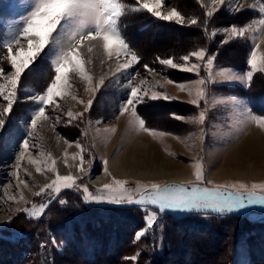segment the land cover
Here are the masks:
<instances>
[{
  "label": "rangeland",
  "instance_id": "1",
  "mask_svg": "<svg viewBox=\"0 0 264 264\" xmlns=\"http://www.w3.org/2000/svg\"><path fill=\"white\" fill-rule=\"evenodd\" d=\"M126 2L134 4L135 0H126ZM246 2L249 4L257 3V7L245 8L240 12H232L227 7H222L210 18L207 30L202 24L200 26H192L195 33L193 32L190 35L191 40L186 39L185 42L181 33L176 31L174 27H189L188 25L181 26L175 22L161 21L147 11H128L121 18L124 22L128 18L130 21L134 20L141 25H139L141 28L145 26L144 21L147 20L152 23L158 21L161 24L167 23L170 25L169 28H164L165 32L163 34L165 40L169 42L168 45L158 41V36L154 33L158 27L148 29V33H143L140 36V39H144L150 45V49L152 47L153 51L146 53L142 50V46L139 45L138 50L145 59L142 64L134 65L131 70L133 73L139 72L141 74L140 78L146 77L152 80L153 77L149 76L144 65L156 69L161 75L156 76L155 80L160 81L164 86L160 88L157 85L155 90L166 92L168 95L176 97L171 102L164 99L151 100L146 98L143 103L138 105V113L146 121V125L157 131H164L167 135L164 137H153L143 131L135 132L146 134L152 144L155 143L157 145L156 147L161 155L166 157L169 163L171 162V167L168 168L169 171L187 168L189 173L185 175V180L171 179L170 177L161 179L147 178L145 174L142 176H128L126 174L129 172V167L116 169L117 159L120 158L121 153L126 148L123 135L134 130L127 122L128 117L117 119L119 105L126 98L125 90L122 88L121 82L113 81L110 78L106 81L105 86H102L96 92L94 97H90L88 93H85L84 84L80 78L72 76L70 73L69 75L72 77L70 79L71 90L75 92L78 99L87 100L92 98L93 105L82 119L73 120L71 123L67 122L66 112L68 110L73 112L83 111V105L72 100L71 96L59 100V103L63 105V111L53 112L52 108L48 107L46 111L53 117V121L43 122L38 125L37 137L33 143L41 144L42 148H32L30 156L37 158L39 151L51 152L53 158L57 159V167L61 174L66 175L71 171L73 174L79 175L75 168L69 169L65 167L63 159L64 149L67 147L64 141L67 140L73 145V147L67 149L69 153L77 151L74 144L76 141H80L89 149V152L85 153L86 158L93 160L89 174L82 177V182L87 184L92 191H95L103 183L110 182L112 177L127 180L130 188H135V181L137 180L161 183H180L191 180L194 178L195 164L201 160L206 169V178L215 183L242 181L250 186L252 183L264 182V175L251 176L253 171H249V167L252 165H257L256 168L259 167V170L264 169V157H259L260 159L250 157L252 153L247 151L239 153L245 141L254 137H262L264 147V127H260L250 120L245 122L244 118L238 115V111L227 103H210L206 110V123L203 126L205 139L201 141L199 139L201 126L189 123V117L198 116L200 109L188 103L190 97L186 92L178 91L174 85L166 84L161 79V76H164L177 82H188L197 77L191 73L167 69L156 60V57L159 56L161 58L173 57L178 61L181 55H185L199 47H205L211 53H218L221 41L227 39V35L224 32H220L216 37L209 40L208 37L211 36L213 29L232 25L247 26L252 24L253 21L264 19V15L259 13L258 0H246ZM32 3L33 0H0V49H2L6 41L12 39V35L15 32H18L23 27L24 19L32 11ZM166 4L167 8L162 9L163 11L175 7L182 15L194 17L198 20L204 19V9L201 7L199 0H166ZM246 11H249V16L242 15ZM224 17H227V19H224ZM141 23H144V25ZM254 27L259 29L260 26L255 25ZM206 31L207 35L205 34ZM263 34L264 31H249L246 37L233 40L240 41V45L244 39L245 42L247 40L250 44V53V48L254 42L260 41L258 43H262ZM235 44V46L230 48L229 42L223 44L222 48H220L228 63L232 59L239 60L241 58L237 53L240 49L239 43ZM129 47L137 52L130 45ZM214 49H217V51H214ZM51 52V47L46 49L41 54V57L37 58L34 68L23 80L20 88L21 100L14 105L13 112L9 114L8 123L3 130V139H0V156H4V153L6 154L0 161V264H83L82 260L88 259L84 257L83 252H85V249H82L83 252L77 251L73 247L67 249L65 242L61 239L62 234L54 232L51 226L70 227L74 225L71 222L83 221L85 218L86 225L84 226L80 222L79 224L84 227V230L92 234L91 239L98 246L97 249H106L107 255H113V251L110 248L113 245L119 246L117 243L119 238L126 241L129 240L122 247L124 248L122 261H117L115 264H252L250 259L264 258V211L256 209L225 214L248 215L245 219H228V221L211 216L220 215L214 213L207 215L177 212L159 214L161 218L158 224L139 241L135 240V233L146 227L145 213L142 209L134 205H126L123 207L130 208L121 207L119 210L100 208L111 207L113 204L85 203L82 199V194L75 189L63 190L59 198L51 201L49 207L39 218H29L24 213H17V208L31 207V204L25 205L23 201H19L21 191H23V195L28 201L36 203L38 206L39 203L45 201L41 197L34 196L33 193L39 191L41 186L53 178L51 173H37L35 170L36 166L29 163L27 157L21 161L19 175L27 180L30 190L28 189V192H26L24 188L18 189L17 181L12 175L13 171H15L16 156L20 150L19 144L26 138V122H30L31 113L36 107L34 102L27 100V96L43 92L47 83L50 82L52 75ZM138 55L140 54L138 53ZM88 56L87 50L84 49L82 58ZM101 59H104L105 62L101 63ZM178 62L183 63L182 61ZM192 62H195L194 58ZM0 63H3L2 52H0ZM108 64L107 58L103 56L102 48L99 51L94 48L91 54V64L86 65V67L90 69V75L99 78L102 74L107 73ZM5 67L10 70L7 65ZM214 68L217 70L221 68L235 70L232 67L217 64L216 59ZM203 74L207 75V73ZM235 84L239 87H246L240 82H232L220 84L215 88L210 86L209 91L221 93L222 95L219 98L223 100H227L229 97H236L242 100L248 110L251 111L246 97L235 95L232 93L234 89H229V85ZM25 89L30 91L25 92ZM2 103L3 101L0 100V104ZM56 114L61 116L63 122L55 124L53 128ZM174 115H178L182 119H174ZM96 120H101L102 123L96 124ZM112 127H115L114 132L108 130ZM176 137H179V139ZM9 138H12L11 140L14 142L13 147L11 146L10 149L4 147L5 143L3 142ZM93 144H95V147L92 146ZM102 158H106L109 161L108 169L111 177L104 174ZM240 164L244 166L236 167V165L239 166ZM85 167H88V165L85 164ZM235 168H239L244 174L241 177L228 176L227 173L235 170ZM218 169H222V173L227 175L222 178L213 176L212 172ZM25 170L31 175H27ZM173 177L177 178L178 176ZM13 196H16L19 202H13L9 199ZM59 199L65 200L66 203L60 205ZM91 206L95 207L91 209L89 208ZM166 214L176 218L191 216L185 220H173ZM103 223H113V226L110 225L104 231L101 226ZM100 228L102 229L100 230ZM219 230H224L226 233L228 231L230 234L231 230L235 231L231 242L227 240L230 244H228L229 246L226 243L224 244V242H227L225 240L227 238H221L222 235L219 234ZM18 238L24 239L20 241L22 245L20 242L18 244L14 243L18 241ZM53 240L56 241L55 244H53ZM136 254H139L137 261L127 259ZM102 256L97 253L94 264H103ZM112 257L116 259V255Z\"/></svg>",
  "mask_w": 264,
  "mask_h": 264
},
{
  "label": "snow or ice",
  "instance_id": "2",
  "mask_svg": "<svg viewBox=\"0 0 264 264\" xmlns=\"http://www.w3.org/2000/svg\"><path fill=\"white\" fill-rule=\"evenodd\" d=\"M204 9V19L182 15L175 7L167 8L166 0H135L129 4L126 0H33L32 11L24 19L23 27L12 35V39L6 41L0 49L3 54V63H0V139H3V130L8 123V116L21 100L20 88L23 80L32 71L37 58L49 47L52 48L51 68L52 75L43 92L27 96V100L36 105L30 116V122H26V138L19 144V153L16 156L15 171L12 175L17 181V188H28L27 180L19 175L21 161L26 157L28 162L35 165L37 173H51L53 178L33 193L41 197L45 202L36 203L28 201L20 192L19 201L25 206L17 208V213H24L29 218H39L49 207L51 201L59 198L63 190L75 189L82 194L85 203H109L113 205H134L145 213L146 227L135 233V240H141L149 230H152L161 218L159 214L167 212L187 214H220L237 213L251 205H264V182L252 183L250 186L242 181L227 183H215L206 178V169L202 160L195 164L193 179L180 183H161L156 181H135V188L128 186L129 182L124 179L111 178L110 182L103 183L95 191L82 182V177L89 174L93 160L87 159L85 153L89 149L80 141H76L74 147L77 151L69 153L68 148L73 147L67 140L64 144L63 163L65 167L75 168L79 175L61 174L57 167V159L51 152L39 151L37 158H32V148L41 149L42 145L33 143L37 137L38 125L43 122L53 121L46 109L51 107L53 112L63 111V105L59 100L71 96V99L83 105L82 112L68 110L66 116L68 123L80 120L88 113L93 105V99L84 100L77 97L72 91L70 73L78 76L84 84V91L90 97H94L102 86H105L109 78L121 82L125 90V99L119 105L120 117H128V124L134 131H143L153 137H164V131H157L146 125V121L138 113V105L146 98L151 100L164 99L175 100L176 97L166 92L156 91V86L163 88L164 84L156 81L155 77L161 73L156 69L144 65L149 76L153 79L140 78V73L131 71L134 65L140 63V57L133 51L122 38L119 30V20L128 11H147L153 17L161 21L175 22L178 25L204 26L207 30L210 18L222 7H227L232 12H240L245 8H256L257 3H247L246 0H199ZM235 5V6H234ZM259 13L264 15V0H258ZM259 25V29L254 27ZM249 31H264V19L253 21L247 26L232 25L225 28H216L211 32L209 40L218 33L224 32L227 39L221 41V45L231 42L235 38H244ZM207 35V31L205 32ZM262 45L253 43L246 59L247 69L235 71L229 68H214V61L218 53H211L205 47L189 51L178 58L156 57L158 63L167 69L179 70L194 74L197 78L188 82H177L173 79L161 76L164 83L174 85L180 92H186L190 97L188 103L200 109L198 116L189 117V123L200 125L199 139L203 141L204 125L206 123V110L210 103H227L244 121L250 120L260 127H264V114H253L248 110L244 102L236 97L227 100L220 99L221 93L210 92V86L215 88L220 84L240 82L247 86L256 73H264V51H260ZM98 51L102 48L103 56L107 58L108 71L99 78L90 75V69L86 65L91 64L93 49ZM84 49L89 54L82 58ZM193 58L195 62H192ZM105 60L101 59V63ZM7 65L10 70L5 67ZM203 73H207L204 75ZM126 81V82H125ZM30 91L25 89V92ZM203 102V103H202ZM174 119L182 117L174 115ZM59 114L55 115V124L61 123ZM96 124L102 123L96 120ZM114 132L115 127L108 129ZM99 131V130H98ZM179 139V137H176ZM95 147V144L92 145ZM85 164L88 167H85ZM103 170L106 176L111 177L108 169L109 161L102 158ZM27 173V170H25ZM31 175V173H27ZM30 190V189H29ZM13 202H19L16 196L9 198ZM65 200L59 199V204L64 205ZM56 241L53 240V244ZM138 255H133L131 261H137Z\"/></svg>",
  "mask_w": 264,
  "mask_h": 264
},
{
  "label": "trees",
  "instance_id": "3",
  "mask_svg": "<svg viewBox=\"0 0 264 264\" xmlns=\"http://www.w3.org/2000/svg\"><path fill=\"white\" fill-rule=\"evenodd\" d=\"M243 16L248 15L249 16V11H246L244 14H242ZM122 18V17H121ZM120 18L119 20V30L122 33L123 39L125 40V42L127 44H129L134 50H136L140 55V63L142 64L144 62V57L143 55L139 52L138 50V46H142V50L146 53H150L152 50V47L150 49V45H148V43L145 42V40L140 39V36L143 33H148V29H153L155 27H158L157 29H155L156 31H154V33L158 36V41L163 42L162 44H169V42L167 40H165V38L163 37L164 34V28H169V24L167 23H159L157 22H151L149 20L144 21L145 26L143 28H141L140 24H138V22L136 21H130V20H126V22L122 21V19ZM235 18V17H234ZM241 18H245V17H241ZM224 19H227V17H224ZM230 19V18H229ZM233 19V18H232ZM245 21V20H243ZM123 22V23H120ZM144 23H141L144 25ZM140 25V26H139ZM128 27V28H126ZM176 28V31L181 33L182 38H184V42L186 39L191 40L190 35L195 31L193 30L192 26L189 27H174ZM195 33V32H194ZM198 34V33H197ZM148 35V34H147ZM146 35V36H147ZM155 35V36H156ZM144 36V35H143ZM154 36V37H155ZM180 38V37H179ZM157 41V40H156ZM235 43H239L240 49L237 52L238 55L241 57H239L240 59L238 60H233L230 61V63L227 62L226 58H224V54H222V50H220V48H222L221 45L218 49V55L216 56V63L217 64H221V65H225V66H229L234 68L237 71H243L245 69H247V65H246V59L249 55V42L245 39L243 40L242 44L240 45V41L238 40H233L230 42L229 47L232 48L233 46H235ZM214 51H217V49H214ZM229 89L231 90L232 88L233 90V94L235 95H240L242 97H246V99L248 100V103L250 105L251 111L255 114H264V75L263 73H256L254 75V78L252 79V81H250L248 83V85L246 87H239L236 84L235 85H229L228 86ZM171 102V101H169ZM93 207L95 206H91L89 208L93 209ZM126 208L129 209L130 207H123V206H115L112 205L111 207H100V208H110V209H115V210H119L120 208ZM88 209V208H87ZM90 209V210H91ZM167 215V214H166ZM194 215V214H192ZM169 218L173 219V220H185V219H189V216L191 215H187V216H182V217H175V216H171V215H167ZM217 218H222L224 220L228 219H245L247 218L248 215L244 214V215H211ZM86 220V218H85ZM85 220L83 221H79L81 224H83L84 226L86 225ZM79 222H71L72 224L74 223V225L68 227H60L57 225L51 226V229L54 230V232L56 231V233L58 234H62V240L65 242L67 249L69 248H75L77 251H81L83 252L82 249H85L84 253V257H87L88 259H83L82 262L83 264H94V259L96 257V254L98 253V255L100 254L102 256V262L103 264H115L117 261L120 262L122 261V257L124 256L123 254V246H125L127 244V242L122 238H119V242H117L119 244V246H112L110 249L113 251V255H116V259H114V257H112L113 255H107L108 253L106 252V249H97V245H95L94 241L91 239L92 234L86 230H84V227L81 226L79 224ZM110 225L113 226V223L110 224H106L103 223L101 226L103 227V230H107ZM102 228H100L101 230ZM218 232V231H217ZM234 230H231V234L227 231V233L224 230H219V234L222 235L221 238H227L225 239L227 240H232V238L234 237L235 233ZM24 238V237H23ZM23 238H18L17 242H14L15 244H18L21 240H24ZM226 243L227 246H229V242H224V244ZM20 244L22 245V243L20 242ZM223 244V243H222ZM229 244V245H228ZM11 245H13L11 243ZM104 250V251H103ZM104 257V258H103ZM252 264H264V258H254V259H250ZM101 262V263H102ZM153 264V263H152Z\"/></svg>",
  "mask_w": 264,
  "mask_h": 264
},
{
  "label": "bare ground",
  "instance_id": "4",
  "mask_svg": "<svg viewBox=\"0 0 264 264\" xmlns=\"http://www.w3.org/2000/svg\"><path fill=\"white\" fill-rule=\"evenodd\" d=\"M153 123H156V122H153ZM261 138L262 137H254V138L246 140L243 146L240 148L239 153L247 151L249 153H252L250 157H253V158L264 157V147H263V142H262L263 138L262 139ZM9 139L3 141L5 143L4 147L8 149H10L11 146L13 147L14 145L13 144L14 142L11 140L12 138H9ZM123 139H125L126 148H125V151L121 153L120 158L117 159V162L115 161L116 169H123L125 167H129V172L128 174H126L128 176L129 175L142 176L143 174H145L147 175L146 176L147 178L154 177L156 179H159V178L161 179L163 177H170L171 179L173 178V179L185 180L184 179L185 175L189 173L188 169L187 168H179V169L176 168L177 170L175 171H169L168 168L171 167L170 166L171 162L169 163L168 159L161 155L158 148L156 147L157 145L155 143L152 144V141L147 137L146 134L142 132L136 133L135 131H133V132L123 135ZM3 155L4 156H0V161L2 158L5 157L6 154L4 153ZM241 166H244V165L242 164H240L239 166L236 165V167H241ZM256 166L257 165H252L251 167H249V171H253L252 172L253 175L251 176L264 175V169L259 170V167L256 168ZM1 169H6V168H1ZM227 174L228 176H231V177H241V175L244 173H242L239 170V168H235V170H232L231 172ZM227 174L222 173V169H218L212 172V175L217 178L225 177ZM173 176H178V177L175 178ZM216 180H219V179H216ZM28 189L29 188H24L26 192H28Z\"/></svg>",
  "mask_w": 264,
  "mask_h": 264
},
{
  "label": "water",
  "instance_id": "5",
  "mask_svg": "<svg viewBox=\"0 0 264 264\" xmlns=\"http://www.w3.org/2000/svg\"><path fill=\"white\" fill-rule=\"evenodd\" d=\"M115 206H124V205H115ZM249 209H260V210H264V205H259V204H257V205H251L248 208L244 209V212L245 211H248Z\"/></svg>",
  "mask_w": 264,
  "mask_h": 264
},
{
  "label": "crops",
  "instance_id": "6",
  "mask_svg": "<svg viewBox=\"0 0 264 264\" xmlns=\"http://www.w3.org/2000/svg\"><path fill=\"white\" fill-rule=\"evenodd\" d=\"M258 42H260V41H258ZM257 42V43H258ZM262 43H261V45H262V47H261V49H260V51H264V34H263V36H262V41H261ZM260 44V43H259ZM264 74V73H263Z\"/></svg>",
  "mask_w": 264,
  "mask_h": 264
}]
</instances>
